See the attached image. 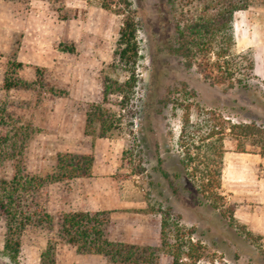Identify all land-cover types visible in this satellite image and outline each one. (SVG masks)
Listing matches in <instances>:
<instances>
[{"label":"rangeland","instance_id":"1","mask_svg":"<svg viewBox=\"0 0 264 264\" xmlns=\"http://www.w3.org/2000/svg\"><path fill=\"white\" fill-rule=\"evenodd\" d=\"M131 1L140 44L134 134L98 138L85 134L86 113L92 103L102 101L106 77L124 79L112 70L122 17L100 8L98 0H0V108L11 117L9 128L0 127V134L30 127L23 161L31 175L52 172L59 153L94 156L90 178L38 192L36 200L52 216L53 228L26 229L19 264H40L49 241L55 245L57 264H109L104 256L80 254L62 240L60 218L69 212H108L110 241L159 248L162 218L152 212L159 208L170 209L174 220L195 230L194 241L204 247L200 264H264V239L238 222L230 225L212 207L211 194L198 191L188 177L179 142L184 113L180 102L197 103L235 124L264 126V83L253 79L247 87L213 85L196 67H186L177 52V28L200 12L203 0ZM258 4L264 0H255ZM42 22L49 25L48 39L63 55L52 57L48 70L27 63L13 70L10 63L19 62L22 41L36 34ZM7 76L21 84L6 89ZM199 108H192L193 121ZM224 148L238 150L230 136L224 137ZM246 149L257 154L253 147ZM141 163L145 172L133 174ZM15 165L14 160L1 165L0 180L12 179ZM204 166L197 158L189 168ZM257 172L264 179V164ZM220 192V204L234 203ZM5 232L6 220L0 215V264H14L4 253ZM155 264H170V259L161 254Z\"/></svg>","mask_w":264,"mask_h":264},{"label":"trees","instance_id":"2","mask_svg":"<svg viewBox=\"0 0 264 264\" xmlns=\"http://www.w3.org/2000/svg\"><path fill=\"white\" fill-rule=\"evenodd\" d=\"M255 0H203V7L192 19L178 25V54L186 67H196L206 81L213 85L247 87L249 81L258 79L254 72L255 62L252 50L238 52L234 31L236 12L249 9ZM100 8L122 17L112 70L124 79L106 77L101 102L92 103L86 113L85 134L98 138L133 135L136 111L134 102L140 82L138 67L140 62L139 24L131 0H98ZM17 70L23 65L11 62ZM40 70V69H39ZM19 79H5V87L12 90ZM183 110L182 129L179 137L183 148L182 163L186 167L192 184L201 193H210L211 205L220 215L235 226V203L220 204L223 199L222 172L224 165V137L230 136L237 143L239 153H247L246 146L253 147L264 158V126L252 123H232L217 112L199 108L196 103H179ZM199 108L196 121L192 120V108ZM11 117L6 109L0 108V127L9 128ZM30 127L7 129L0 134V166L6 161L16 162L14 176L10 180H0V215L6 220L4 253L14 263L19 264L23 234L30 226L47 225L53 228V218L43 211L36 195L44 187L64 183L93 175L94 156L91 154L59 153L55 168L46 175L25 173L23 152ZM197 158H202L203 169L190 166ZM133 174L142 175V163L133 169ZM208 180V183L205 181ZM161 215V246L142 247L108 239V212H69L60 218L62 240L77 248L80 254L104 256L109 264H155L164 254L170 264H200L204 258V247L194 241L195 230L180 225L174 220L170 209H152ZM252 234V232H251ZM257 239H264L258 235ZM55 245L49 241L42 252L40 264H57ZM264 255V249L260 248Z\"/></svg>","mask_w":264,"mask_h":264},{"label":"crops","instance_id":"3","mask_svg":"<svg viewBox=\"0 0 264 264\" xmlns=\"http://www.w3.org/2000/svg\"><path fill=\"white\" fill-rule=\"evenodd\" d=\"M48 27L47 23H40L35 27L36 34L32 32V37L22 41L18 50L22 65L27 63L35 70H48L51 68V58L63 55L48 39ZM234 31L236 50L239 53L253 51L255 75L264 83V4L236 12ZM261 164H264V158L259 154L226 151L222 189L236 204L235 220L253 234L264 236V179L257 172Z\"/></svg>","mask_w":264,"mask_h":264}]
</instances>
